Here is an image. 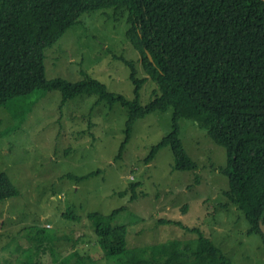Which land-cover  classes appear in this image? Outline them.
<instances>
[{"label": "rangeland", "instance_id": "1", "mask_svg": "<svg viewBox=\"0 0 264 264\" xmlns=\"http://www.w3.org/2000/svg\"><path fill=\"white\" fill-rule=\"evenodd\" d=\"M20 4L21 0H5L14 11ZM126 28L125 16L114 19L100 11L83 14L46 50L47 78L76 81L83 78V70L112 92L133 98L130 70L121 57L138 60L139 53L127 39ZM153 87L151 81L144 84L143 103L150 99ZM97 98L82 94L61 106L59 90L45 94L36 90L29 98L11 103L17 112L30 107L22 121L0 107V174L8 175L18 190L0 200V264H9L16 256L22 264L41 259L43 243L33 239L37 229L52 242L51 252L47 249L43 256L46 264H57L74 250L85 255L79 264H108L88 214L107 215L123 206L127 208L114 222L128 227L131 246L195 236L180 226L159 223L166 218L210 234L234 264H264L261 236L248 234L249 222L234 205L221 208L227 202L223 190L229 186L219 170L227 162L224 147L213 143L193 120L182 119L180 136L198 169L173 170L170 146L161 148L151 162L141 161L172 130L168 111L138 119L123 157L115 160L125 140L128 111L119 103L110 107L109 101L95 105ZM132 180L142 184L137 187L139 198L130 202ZM124 190L127 193L121 195ZM24 250L32 258L22 255ZM25 258V263L20 261Z\"/></svg>", "mask_w": 264, "mask_h": 264}, {"label": "trees", "instance_id": "2", "mask_svg": "<svg viewBox=\"0 0 264 264\" xmlns=\"http://www.w3.org/2000/svg\"><path fill=\"white\" fill-rule=\"evenodd\" d=\"M96 11L114 19L125 16L126 37L139 53L138 60L121 57L130 70L133 98L112 92L83 70V78L76 81L46 76V50L83 14ZM147 81L154 87L143 103L141 91ZM36 90L42 94L59 90L61 106L78 95L94 94L98 96L95 105L109 101L110 107L116 103L125 107V140L115 160L123 157L138 119L171 111L172 130L141 161L151 162L161 148L170 146L173 170L196 171L198 162L187 153L180 136V121L193 120L226 150V165L219 170L229 186L223 190L227 202L221 208L234 205L249 222L248 234H259L264 243L260 227L264 223L263 0H21L19 11L0 0V107L22 121L30 107L17 112L11 103L29 98ZM141 184L132 180L130 202L139 198ZM16 194L9 176L1 173L0 200ZM126 208L107 215L88 214L108 264H113L111 258L117 264H234L210 234L179 220L160 218L159 223L180 226L195 236L129 245L128 227L114 222ZM36 232L33 239L42 241L38 254L44 256L47 249L51 252L52 242L40 236L39 229ZM22 255L32 258L27 250ZM43 256L32 264H46ZM16 257L9 264H22ZM84 258L74 250L57 264H79Z\"/></svg>", "mask_w": 264, "mask_h": 264}, {"label": "water", "instance_id": "3", "mask_svg": "<svg viewBox=\"0 0 264 264\" xmlns=\"http://www.w3.org/2000/svg\"><path fill=\"white\" fill-rule=\"evenodd\" d=\"M264 1V0H263ZM152 59V58H151ZM260 227H261V230H262V232L264 233V223H260Z\"/></svg>", "mask_w": 264, "mask_h": 264}]
</instances>
